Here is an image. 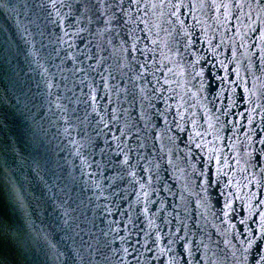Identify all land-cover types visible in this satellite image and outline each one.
Instances as JSON below:
<instances>
[{"label":"water","instance_id":"95a60500","mask_svg":"<svg viewBox=\"0 0 264 264\" xmlns=\"http://www.w3.org/2000/svg\"><path fill=\"white\" fill-rule=\"evenodd\" d=\"M0 264H264V0H0Z\"/></svg>","mask_w":264,"mask_h":264}]
</instances>
